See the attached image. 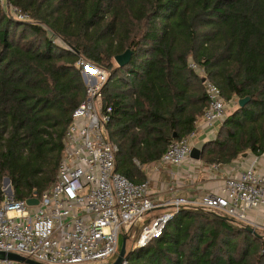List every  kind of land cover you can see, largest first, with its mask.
Returning a JSON list of instances; mask_svg holds the SVG:
<instances>
[{
    "label": "trees",
    "instance_id": "1",
    "mask_svg": "<svg viewBox=\"0 0 264 264\" xmlns=\"http://www.w3.org/2000/svg\"><path fill=\"white\" fill-rule=\"evenodd\" d=\"M0 6V179L14 199L54 179L70 113L84 97L79 56L107 70L114 170L134 183L140 165L188 135L206 107L200 66L236 107L200 147L226 164L264 143V0H7ZM51 37L60 39L58 45ZM130 50L127 63L113 56ZM248 97L237 106V99ZM174 135V137H173ZM3 199L0 190V201ZM125 264H264V241L209 212L178 209L161 234L124 254Z\"/></svg>",
    "mask_w": 264,
    "mask_h": 264
},
{
    "label": "built area",
    "instance_id": "2",
    "mask_svg": "<svg viewBox=\"0 0 264 264\" xmlns=\"http://www.w3.org/2000/svg\"><path fill=\"white\" fill-rule=\"evenodd\" d=\"M0 6L13 19L30 20L7 0H0ZM75 66L85 83L84 97L70 113L53 182L36 195V205H26L25 198L3 197L0 251L40 264H107L116 253L118 235L138 225L134 245H142L159 236L178 209L198 208L225 217L234 225L264 229V143L246 152L236 161L237 166L224 170L214 187L200 191L195 186L183 191L177 190L171 180L165 191L167 197H160V193L153 196L148 187L150 179L134 183L114 170L117 147L105 130L110 107L103 106L100 100L107 70L82 57H78ZM188 66L202 78L207 100L195 127L210 140L215 137L216 126L222 123L231 100L221 97L218 87L205 77L200 66L191 61ZM195 133L193 130L171 140L149 170L157 172L164 166H178L189 158V140ZM207 166L210 176L220 173L223 167L219 163ZM154 209L158 212L144 221ZM0 264L26 263L1 259Z\"/></svg>",
    "mask_w": 264,
    "mask_h": 264
},
{
    "label": "rangeland",
    "instance_id": "3",
    "mask_svg": "<svg viewBox=\"0 0 264 264\" xmlns=\"http://www.w3.org/2000/svg\"><path fill=\"white\" fill-rule=\"evenodd\" d=\"M51 40L53 42L57 43L58 45H63L65 47V44L60 39L51 37ZM79 57H81V56H79ZM112 61H113V59H112ZM113 63L115 64L114 61H113ZM79 74H80V79H81L83 85L85 86V83L83 82L82 77H81V73L79 72ZM230 100L231 101L228 103V106L226 108V115H228L236 107L235 99H230ZM189 143H190L191 147H195V148L199 147V145L196 143L195 137H193L191 140H189ZM246 152H248V151H246ZM240 156H238L234 160H236V161L239 160L241 158ZM207 165L208 164L204 160H202L200 158L198 160H193V159L187 158L186 160H184V162H182L179 165V166L184 168L183 174H185L186 176L182 177L180 179V181L177 182V185L182 187L183 191H187V189L188 190L189 189H193L197 185L203 186V184L207 181V178L210 176V171L208 170V166ZM221 165H223V164H221ZM2 178L0 179V190H1L2 196L4 197V196H7V189H6L7 188V184H4L2 182ZM164 184H166V183H164ZM168 185H170V184H168ZM148 187H149L150 191H154V190H156V191L158 190L159 191L160 190L159 187H156V186L153 187L152 183H150V181L148 183ZM166 188H167V185L164 188L165 190L164 191L162 190L163 193L162 192L160 193V195H159L160 197H162V198L167 197V194L165 192ZM10 191H11V195H12V188H10ZM200 191H204V189L201 188ZM197 192H199V191H197ZM189 210L207 212V211L200 210L198 208L196 210L195 209H189ZM154 212H158V210L154 209L151 212V214H148L146 217L143 218V220L145 221V219H147L151 215L155 214ZM232 225H234V224L232 223ZM234 226L240 227L242 229L244 228V227H241V226H238V225H234ZM138 228H139L138 225H135V226L133 225L126 232H122L121 233V235L125 236V251L127 249L132 248L134 243H136L138 232H139ZM252 229L255 232V234H257V236H254L251 233L250 234L253 235L254 237H258L263 242L264 241V229H257V228H252ZM120 240H121V237H120V235H118L116 253L118 251ZM116 253L113 255V257L111 259H109V262H111L114 259V257L116 256Z\"/></svg>",
    "mask_w": 264,
    "mask_h": 264
},
{
    "label": "crops",
    "instance_id": "4",
    "mask_svg": "<svg viewBox=\"0 0 264 264\" xmlns=\"http://www.w3.org/2000/svg\"><path fill=\"white\" fill-rule=\"evenodd\" d=\"M198 120H199V118L197 119V121ZM219 125L216 126V132L218 130ZM194 130L196 131L194 137L196 139V143L199 145V147H196V148H200L201 145L205 141H207V139L205 138L204 133L202 132V130L200 128H198L197 125L194 128ZM215 135H216V133H215ZM245 154H246V152H245ZM244 156H240V157H244ZM134 161H136V160H134ZM152 163H149V164H146V165H140V169H142V171H143V173L145 175L144 179H150V183H152L153 187L156 186V187L160 188L159 191L158 190L157 191L156 190H154V191H150L149 190L152 193L153 196L157 195L158 193L163 192L165 186L171 180H173V182H175V187H176L177 190L182 188V187L177 185V182H179L182 177L186 176L185 174H183V172H184V168L183 167H181L179 165L178 166H167V167L164 166L159 171L152 172V171L149 170V167H150V165ZM236 163H237L236 160H233V161H231L229 163L223 164V167L219 171L220 173H215V172L212 173V175L209 178H207V181L203 184V186L197 185V187H199V189H200V188H210V187L216 186L220 182V178L222 176L223 171L224 170L228 171L229 169L233 168L234 166H237ZM137 168H139V167H137ZM164 183H166V184H164Z\"/></svg>",
    "mask_w": 264,
    "mask_h": 264
},
{
    "label": "water",
    "instance_id": "5",
    "mask_svg": "<svg viewBox=\"0 0 264 264\" xmlns=\"http://www.w3.org/2000/svg\"><path fill=\"white\" fill-rule=\"evenodd\" d=\"M129 56H130V50L129 49H125L123 52L116 54L113 56V61L115 62L116 65L118 66H122L125 63H127V61L129 60ZM248 100V97H241L237 99V106H242L244 105ZM174 137V135H173ZM199 154H200V148H195L192 147L189 151V158L193 159V160H198L199 159ZM245 153H242L241 156H244ZM2 182L4 184H7V196L11 195V191H10V183L7 177H3L2 178ZM24 202L26 205L28 206H32V205H36L37 204V197H36V191L33 190L32 191V196L25 198ZM223 219H226L225 217H221ZM246 232L253 234L254 236H257V234H255V232L253 231L252 228L245 226L243 228ZM121 240H120V244L118 247V251L116 253V256L114 257V259L107 263V264H121L124 260V254H125V236L124 235H120ZM1 259H8V260H14L17 262H22V263H26V264H40L36 261H33L31 259L25 258L23 256H20L18 254L12 253V252H3L0 251V260Z\"/></svg>",
    "mask_w": 264,
    "mask_h": 264
}]
</instances>
